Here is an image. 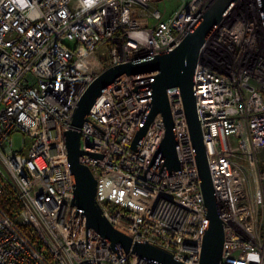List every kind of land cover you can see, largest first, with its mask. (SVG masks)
<instances>
[{
  "label": "built area",
  "instance_id": "obj_1",
  "mask_svg": "<svg viewBox=\"0 0 264 264\" xmlns=\"http://www.w3.org/2000/svg\"><path fill=\"white\" fill-rule=\"evenodd\" d=\"M0 0V264H162L117 256L73 201L65 134L88 85L105 69L174 48L214 0ZM164 3V6L161 4ZM68 42H72L69 44ZM153 80V79H152ZM130 74L88 110L81 155L110 223L199 264L206 214L180 88L167 90L184 170L148 166L165 131L158 112L130 147L151 98ZM197 112L224 222L221 264H264V23L258 0H236L200 51ZM28 136L21 148L13 136ZM250 179L253 184L250 185ZM1 202V201H0ZM29 231V232H28Z\"/></svg>",
  "mask_w": 264,
  "mask_h": 264
},
{
  "label": "water",
  "instance_id": "obj_2",
  "mask_svg": "<svg viewBox=\"0 0 264 264\" xmlns=\"http://www.w3.org/2000/svg\"><path fill=\"white\" fill-rule=\"evenodd\" d=\"M235 1L214 0L174 48L118 63L105 69L81 95L74 108L71 125L69 129L64 130V134L74 190L71 206L74 201L77 205L75 215L81 211L86 216L87 247H89V227H92L109 241L118 257L121 255L116 244L119 245L123 254L133 252L162 264H187L177 259L171 251L155 243L144 238H141V241L134 240L116 229L96 201L97 179L90 168L80 161L81 155L98 158L103 156L101 152L84 150L80 147L81 130L86 120L104 134L106 133L88 119V110L100 97L103 89L130 74L133 84L153 79L151 82L132 87L133 91L151 87V90L135 94L138 100L150 97L151 102L130 147L138 150L149 124L160 112L163 115L165 131L148 165L159 172L164 164L168 173L184 170L167 95L168 88L174 86L180 88L207 208L202 210L206 214V219L199 264H221L225 242L224 222L215 194L197 112L195 68L201 49ZM258 4L264 23V0H258Z\"/></svg>",
  "mask_w": 264,
  "mask_h": 264
},
{
  "label": "rangeland",
  "instance_id": "obj_3",
  "mask_svg": "<svg viewBox=\"0 0 264 264\" xmlns=\"http://www.w3.org/2000/svg\"><path fill=\"white\" fill-rule=\"evenodd\" d=\"M177 1L176 0H167L165 2V5L167 6L168 9L170 8H173L175 7V5H177ZM161 6H164V3L161 4ZM69 44H72V42H68ZM13 140H14V146L16 148H21L22 147V144L23 142L25 141L26 144H28V141H29V138L28 136L22 134V133H15L14 136H13ZM259 169L261 171H264V158L263 160L261 161V164L259 165ZM250 185L253 184V181L252 179H250V182H249Z\"/></svg>",
  "mask_w": 264,
  "mask_h": 264
},
{
  "label": "trees",
  "instance_id": "obj_4",
  "mask_svg": "<svg viewBox=\"0 0 264 264\" xmlns=\"http://www.w3.org/2000/svg\"><path fill=\"white\" fill-rule=\"evenodd\" d=\"M13 196H5L1 199V205L7 210L11 211L14 206H18L17 200L11 199ZM29 232V231H28Z\"/></svg>",
  "mask_w": 264,
  "mask_h": 264
}]
</instances>
